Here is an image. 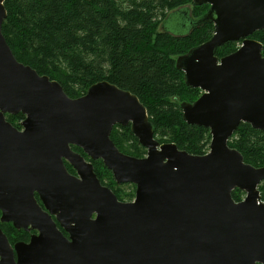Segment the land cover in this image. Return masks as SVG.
<instances>
[{"label":"water","instance_id":"water-1","mask_svg":"<svg viewBox=\"0 0 264 264\" xmlns=\"http://www.w3.org/2000/svg\"><path fill=\"white\" fill-rule=\"evenodd\" d=\"M193 1L209 6L197 22H211L213 34L175 66L201 92L180 108L187 124L210 132L202 155L156 140L130 91L102 80L71 98L19 62L1 31L0 0V223L38 231L12 245L0 228V264H264V166L228 146L242 122L264 131V55L250 38L264 30V0ZM233 41L239 47L218 58L216 49ZM19 113L20 130L5 119ZM115 125L129 126L146 155L119 151ZM71 146L101 160L117 184H133L134 199L119 200Z\"/></svg>","mask_w":264,"mask_h":264},{"label":"trees","instance_id":"trees-1","mask_svg":"<svg viewBox=\"0 0 264 264\" xmlns=\"http://www.w3.org/2000/svg\"><path fill=\"white\" fill-rule=\"evenodd\" d=\"M3 4L6 18L1 31L19 62L58 81L71 98L102 80L128 90L144 105L154 136L166 137L190 154L205 153L209 130L187 124L180 108L182 102L194 101L200 91L185 84L175 61L213 34L211 22H197L208 10L207 4L196 5L193 0H4ZM175 19L190 21L191 28L184 34L158 29L162 22ZM250 38L262 44L264 55V30L255 31ZM239 43L223 44L216 56L234 52ZM11 118L23 119L24 115L9 114L8 122L14 125ZM116 127L137 139L129 126L113 127L110 139L119 151L129 154L120 147ZM228 146L238 150L245 163L264 166V131L242 122ZM139 148L141 152L129 155L143 157L145 149ZM89 161L101 184L122 200L114 188L120 184L111 171L100 160ZM258 189L264 202V181ZM234 196L232 192L237 200ZM0 228L11 244L28 237L11 223H0Z\"/></svg>","mask_w":264,"mask_h":264},{"label":"rangeland","instance_id":"rangeland-1","mask_svg":"<svg viewBox=\"0 0 264 264\" xmlns=\"http://www.w3.org/2000/svg\"><path fill=\"white\" fill-rule=\"evenodd\" d=\"M185 22H186L185 20H182L180 23H168L167 24V23H163L162 22L161 27H159L158 29L160 31H162L164 29H166V30L167 29H171L172 30V33H174V34H176V33L184 34V33H186L191 28V23L189 21H187L186 23ZM181 23L182 24H185V26L184 27L181 26ZM168 27H170V28H168ZM240 43L237 44L236 49L239 47ZM6 119L8 121H10L8 119V115L6 116ZM23 119H12L11 118V120H13L14 125L15 124L20 125V123H21V121ZM115 126H117V125H115ZM114 133H115L116 138L119 140V144H120L121 149L124 152H126V153L129 152V154H134V153L141 152L139 147H142V146L138 143V141L136 142V141L132 140L131 137L128 136L127 132L124 131L122 128H119V127L114 128ZM209 134H210V132H209ZM154 138L156 140H158V141L160 139L159 142H161V143H167L168 142V138H166V137H160V135H158V134H156V136H154ZM210 139H211V135H210ZM209 143H210V140H209ZM136 147L139 148L138 149L139 151H136L137 150ZM204 151H205V153H207L209 151V144L204 149ZM142 154H143V151H142ZM145 155H146V149H145L144 156ZM88 160H90V159L88 158ZM103 181L105 183H108L107 178H105ZM114 188H115V191L117 193H119L120 199H122L121 201H131V200L134 199V196H135V186L133 184H129V183L120 184V185L114 186ZM258 188H259V186H258ZM132 192H133V195L131 194ZM232 192H234V195H235L234 197L237 198V201H239L240 199L242 200L244 198V196H245V192H243V191H241L239 189H234Z\"/></svg>","mask_w":264,"mask_h":264},{"label":"flooded vegetation","instance_id":"flooded-vegetation-1","mask_svg":"<svg viewBox=\"0 0 264 264\" xmlns=\"http://www.w3.org/2000/svg\"><path fill=\"white\" fill-rule=\"evenodd\" d=\"M168 24V23H167ZM168 28H170V27H168ZM167 30H169V31H172L171 29H167ZM200 91V90H199ZM200 94H201V92H200ZM7 115H9V114H5V119H6V116ZM7 120V119H6ZM8 121V120H7ZM15 128H17V129H21V127H20V125H17V124H15V125H13ZM76 146H71V148H72V150L73 151H75V152H77V153H79V154H81L83 157H84V159H86V154L83 152V150L81 149V148H79V147H77V149L75 148ZM87 160V159H86ZM87 161H89V160H87ZM64 165H65V167H66V169H67V171L70 173V174H73V175H76V172H75V170L71 167V165L67 162V161H64ZM35 197H36V199H37V201H38V203L42 206V203H41V201L38 199V196H37V194H35ZM241 200V199H240ZM239 200V201H240ZM235 201H237V200H235ZM93 217H94V215H93ZM52 219L56 222V219H55V217L54 216H52ZM56 225H57V228L63 233V235L65 236V237H67L68 238V234L60 227V225L58 224V222H56ZM21 230H23V229H21ZM27 232V231H26ZM28 233V237H27V239H21V240H18V241H25V242H28L29 241V239H30V236L31 235H35V234H38V231L37 230H31V231H28L27 232ZM15 243V242H14ZM14 243H12V245L14 244ZM11 244V243H10Z\"/></svg>","mask_w":264,"mask_h":264}]
</instances>
